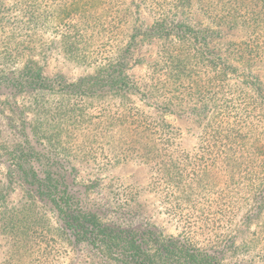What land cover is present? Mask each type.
Returning a JSON list of instances; mask_svg holds the SVG:
<instances>
[{
	"label": "rangeland",
	"instance_id": "obj_1",
	"mask_svg": "<svg viewBox=\"0 0 264 264\" xmlns=\"http://www.w3.org/2000/svg\"><path fill=\"white\" fill-rule=\"evenodd\" d=\"M0 1L7 5L0 8V216L31 215L29 224L37 212L41 221L27 240L0 232V264H131L118 244L109 256L77 241L63 228L47 195L24 193L35 190L45 176L58 184L57 190H65L74 206L97 214L102 223L133 230L136 241L152 234L151 243L184 242L189 251L213 253L219 264H264V201L253 194V184L241 183L234 162L173 198L162 188L161 165L152 168L142 160L160 153L162 145L154 139L162 119L163 129L175 133L163 148L173 143L186 162L188 157L199 162L203 125L221 117L225 128L253 139L257 115L250 94L245 96L239 86L258 71L264 82V65H253L248 55L247 29L226 32L192 17L211 53L203 63L189 59L187 72H205L193 87L204 85L200 90L206 95L216 92L205 80L214 76L221 87L219 71L235 86L216 93L222 105L213 104L210 112L197 113L199 104L180 106L176 100L170 109L161 105L156 112L153 84L161 56L174 42L153 32L162 21L176 20L162 0H30L36 6L24 10L15 0ZM204 1L213 10L220 0ZM70 4H76L74 9ZM26 66L39 72L42 81L16 89L8 79ZM107 74L123 78L126 86L116 82L112 89H97L96 79ZM256 139L264 141V131ZM16 156L35 174L34 185H27L13 164ZM41 228L44 235L39 236L35 231Z\"/></svg>",
	"mask_w": 264,
	"mask_h": 264
},
{
	"label": "trees",
	"instance_id": "obj_2",
	"mask_svg": "<svg viewBox=\"0 0 264 264\" xmlns=\"http://www.w3.org/2000/svg\"><path fill=\"white\" fill-rule=\"evenodd\" d=\"M26 3L25 0H15L14 5L17 4L20 10L36 6V1L29 0V6ZM75 5L70 4L69 7L72 8ZM161 5L171 7L172 16L176 20L172 19L169 21L167 18L168 23L163 24L162 21L160 23L162 27H158L155 29L156 32H153L156 36H161L167 38L170 42H174V46L166 50L164 55L161 56L160 75L153 84L156 93V99H153L156 112L160 110L159 107L161 105L166 109H170L174 100L178 101L180 106L188 102L193 105L199 104L200 108L196 109L197 113L198 111L200 113L210 112L214 108L213 104L222 105L216 101V93H221V88L235 86L232 81H229L230 78L226 72L219 71L221 87L220 85H215L216 78L214 76L205 80L217 88L216 92H209L206 95L200 90L204 85L200 86V88L193 87L197 82L200 85L203 78L201 74L205 72L201 70L191 73L187 72L186 65L189 63V59L194 57V59L203 63L210 59L211 53L207 45L208 42L204 37V31L199 28L197 23L193 24L192 17L200 16L207 21L209 26H216L217 29L226 32H231L237 28L247 29L251 42L249 46H245L249 51L248 55L254 60L253 65H264V32L261 26V23H264V0H220L213 10L208 8L209 4L204 0H169V2L162 0ZM219 5H221L220 8ZM194 6H196L195 10L193 9ZM6 7V3L0 1V8L5 9ZM241 11L244 13H240ZM249 15L250 17L248 18ZM57 19L55 18V21ZM210 33L212 32L209 31V36H211ZM204 67L206 65H203L202 68ZM40 76L39 72H36L30 66H26L8 81L14 88L22 89L40 83L39 81H42ZM116 82L121 83L120 88L126 86L123 78L112 74L96 79L94 86L97 89L102 87L112 89ZM239 88L241 90L245 89V96L250 94L257 115V121L252 123V132H255L253 133V141L251 137L244 139L242 134L235 129L225 128L221 117L216 119L213 125H203L201 132L203 136L200 137V140L203 141V150L199 162L195 163L196 160L190 157L187 158L190 159V162H186L180 158V156H183V152L180 153L177 148H171L173 143L169 144L170 147L166 145L163 148V145L168 143V140L175 133L173 130L166 132L163 127L165 126L166 128L167 124L163 119L159 121L156 126L157 132L154 140L156 145H162V147L157 149L160 150V153L156 156L153 155L152 158L154 159H150V156H145L142 160L145 161L147 166L151 164L152 168L159 164L161 165L159 171H163L162 177H166L162 183V188H166L164 191L167 194L171 192L173 198H177L175 192L179 194L186 192L189 188L197 185L202 177L216 175L215 172L219 169L225 171L229 163L234 162L236 168H238L236 173L241 183H246L245 185L253 184L255 187H250L253 194H258V201H264V141L256 139L259 131H264V82L260 80L259 71L256 75H251L250 79H246L244 82L241 80ZM134 91L138 92L139 89L135 87ZM221 100L224 99L221 98ZM226 107L227 105L223 106V108ZM215 109L217 108L215 107ZM196 110L192 106L191 112H196ZM193 114L197 116L196 113ZM167 135L170 136L167 137ZM125 156L129 157V155ZM15 158L16 161L13 164L21 169L20 173L25 176L27 185H34L35 174L25 167L24 164L22 166L19 165L22 158L18 159L17 156ZM120 159L126 158L120 157L118 160ZM165 159H168L169 163H171L168 170L162 168V164L166 165L168 163V161L165 162ZM24 160L23 162L25 163L26 160ZM158 176L159 174L156 177ZM150 178H152V175ZM258 181L260 182L259 186L256 184ZM57 188L58 184L56 182L53 183L51 177L45 176L43 180L37 182L35 190H24V193H39L40 191V194H45L52 199L58 217L62 219L63 228L66 231H70L77 241H86L87 245L98 247V250L109 256L113 255L112 250L118 244L119 253L131 261V264H154L156 262H166V264H219L213 253L189 251L188 246L184 242H178L177 244L171 240L167 242L154 240L151 243L150 237L152 234H150L151 236L143 235L142 238H139V241H136L132 237L133 230L120 229L112 224L100 222L97 214L86 212L74 206L72 204L73 200L71 201L65 190H57ZM257 209H262V204H259ZM30 216L23 214L20 217L18 213L2 212L0 216V232L6 235L7 238L27 240V238H30L29 233H33L31 229L35 227L37 229L41 226V221L37 218V212H34L33 218L28 224ZM35 233H38L39 236L44 235L43 228L40 231L36 230ZM15 235H18V237Z\"/></svg>",
	"mask_w": 264,
	"mask_h": 264
}]
</instances>
